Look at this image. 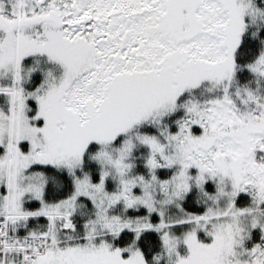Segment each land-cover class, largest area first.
<instances>
[{
	"label": "snow or ice",
	"instance_id": "6c2138e0",
	"mask_svg": "<svg viewBox=\"0 0 264 264\" xmlns=\"http://www.w3.org/2000/svg\"><path fill=\"white\" fill-rule=\"evenodd\" d=\"M0 264H264V0H0Z\"/></svg>",
	"mask_w": 264,
	"mask_h": 264
}]
</instances>
